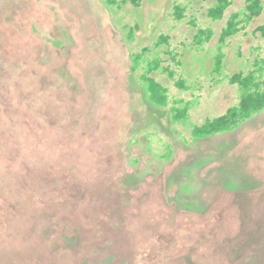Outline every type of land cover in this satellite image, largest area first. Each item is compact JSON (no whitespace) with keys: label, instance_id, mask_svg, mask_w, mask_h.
Returning a JSON list of instances; mask_svg holds the SVG:
<instances>
[{"label":"rangeland","instance_id":"obj_1","mask_svg":"<svg viewBox=\"0 0 264 264\" xmlns=\"http://www.w3.org/2000/svg\"><path fill=\"white\" fill-rule=\"evenodd\" d=\"M229 1L0 0V264H264V110L192 136L264 57V0L219 43ZM154 59L175 70L149 75L162 107Z\"/></svg>","mask_w":264,"mask_h":264},{"label":"trees","instance_id":"obj_2","mask_svg":"<svg viewBox=\"0 0 264 264\" xmlns=\"http://www.w3.org/2000/svg\"><path fill=\"white\" fill-rule=\"evenodd\" d=\"M111 0H107L110 4ZM132 3H139L140 0H130ZM123 2V0H122ZM230 5L229 0H217V4L210 9L209 13L213 19H219L222 17L225 9ZM182 9L179 7L175 9L174 15L176 18L179 17V13ZM263 10V4L261 0H247L244 10L239 13H234L230 16L227 21L225 28L221 34L220 44H224L226 39L231 36L238 34L241 31H245L250 22L258 17ZM254 32L261 33L264 38V25L256 28ZM210 31L200 30L196 33L194 41L196 44H201L203 41L209 38ZM163 41H159L156 46H159ZM221 49V46H220ZM175 58V57H174ZM141 55L133 56V69H138L140 65ZM256 62L253 63L252 69L247 73H239L233 75L229 82L231 84L237 85L240 92V101L237 107L229 109L226 114L208 122L202 127L195 128L192 131V136L194 139L209 137L215 133L225 132L233 129L239 123L244 122L254 115H257L260 111L264 110V57L259 60L256 58ZM214 68L215 72L221 71L222 67V55L219 53L216 56ZM162 62L159 59L151 60L146 64L144 63V73L141 77L143 82V87L146 92L147 97L156 106L162 107L167 105L168 97L166 90L157 83L149 75L153 71L161 70L166 73L170 79L175 78V70L170 66L161 67ZM146 67V70H145ZM176 86L180 89H185L184 81H176ZM173 110H178L174 108ZM181 110L179 114H176L173 119L175 122H180L185 120V116L188 108H179Z\"/></svg>","mask_w":264,"mask_h":264}]
</instances>
